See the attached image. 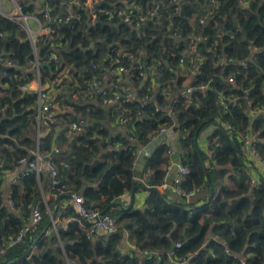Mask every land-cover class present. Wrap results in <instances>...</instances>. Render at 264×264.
Returning <instances> with one entry per match:
<instances>
[{
    "label": "trees",
    "instance_id": "1",
    "mask_svg": "<svg viewBox=\"0 0 264 264\" xmlns=\"http://www.w3.org/2000/svg\"><path fill=\"white\" fill-rule=\"evenodd\" d=\"M115 1L107 0L102 6L112 7ZM155 1L134 0L141 10L134 9L130 22L102 16L93 23L86 10L74 7L78 16L58 23L54 18L67 14L63 0H21L26 12L41 18V9H51L53 38L38 45L41 82L56 80V87L64 86L63 95L77 94V99L67 97L63 102L82 115L58 113L54 122H48L49 133L40 137V149L58 165L57 179H65L54 191L82 194L89 209L118 212L114 215L118 229L109 235L98 234L95 240L88 238L86 227L76 221L67 229L58 226V234L42 232L50 225L51 214L38 198V177L33 173L12 184V205L4 204L0 185V247L19 234L35 206L42 213L35 230L0 254V264H66L65 255L73 264H181L183 257L189 258L183 264H264V184L251 189L250 169L255 163L243 151V135H255L253 144L264 159V114L249 113L251 106L264 108V0H218L209 10L211 0H182L180 12H175L171 1L161 0L158 15L142 21L141 16L154 8ZM118 6L126 7L119 2ZM208 11V20L200 23L198 15ZM0 29V54L17 64L7 68V76L2 75L0 66V82L8 84L6 89L0 85V146L10 143L14 147H0V154L4 153V166L14 170L21 166L19 159L33 158L31 152L37 145L31 128L38 121V93L20 88L35 78L31 61L36 57L17 21L2 16ZM196 36L201 38L197 54L184 56ZM253 47L260 50L253 51ZM120 48L134 54V61L122 58V63L137 92L130 91L131 100L122 97L121 106L107 102L111 92L93 102L98 91L93 85L105 88L108 69ZM52 51L58 59H50ZM241 60H247L248 68L241 67ZM183 67L191 74L193 90L170 101L183 82ZM146 74L149 79L143 82ZM229 76L236 82L228 81ZM116 85L124 95L126 91L117 81ZM222 95L228 100L227 110L219 105ZM58 99L53 100V109ZM123 111L126 122L120 119ZM81 119L86 122L83 131L69 132V124ZM112 122L117 129L111 138L116 147L109 149L106 138ZM212 122L217 124L212 138L218 144H211V155L195 138ZM163 125H173L180 136L176 155L190 169L182 186L186 190L199 188V195H204L202 203L159 189L170 157L169 146L161 142L140 172L149 170L148 184L157 189L150 191L145 206L130 210L112 206L124 192L145 185L137 178V150L148 146L151 135ZM60 140L68 142L69 151L58 146ZM227 167L232 168V186L220 185ZM100 178L99 188L88 185ZM211 189L215 194L208 202ZM64 215L78 216L72 204ZM125 233L137 247L134 251L122 250ZM177 242L182 245L177 247ZM34 249L39 254L32 253Z\"/></svg>",
    "mask_w": 264,
    "mask_h": 264
},
{
    "label": "built area",
    "instance_id": "2",
    "mask_svg": "<svg viewBox=\"0 0 264 264\" xmlns=\"http://www.w3.org/2000/svg\"><path fill=\"white\" fill-rule=\"evenodd\" d=\"M107 0H63L64 9L66 10L63 15L57 16L54 18L58 23L62 21H69L72 18H75L78 16L77 9L74 7H77L78 9L86 10V13L89 14L91 17V20L93 23H95L98 18L105 16L107 19H114V18H120L125 22H130L134 18V9L141 10V6L139 4L134 3V0H118L115 1V3H111V5H114L112 7H103L102 3L106 2ZM174 4L175 6V12L181 11L182 6V0H169ZM118 2L121 4L126 5V7H120L118 6ZM218 0H211L210 6H207V10L211 9L212 7H216L218 5ZM161 0H156L154 3V8L148 12L146 16H141V20L144 21L147 17H155L158 15L159 9L162 6ZM206 7V6H205ZM40 12L43 13V17L41 18L37 13H29L26 12L21 4V0H0V17H7L9 19L17 21L25 30L27 33L28 39L30 40V43L33 46L34 54L36 59L32 60L31 66L36 71L35 79H37L42 85L41 82V75L39 70V56H38V45L41 41H46L48 38H53L54 28L51 25V9L49 6L43 8L40 10ZM211 11H208L204 15H198L197 19H199L200 23H204L209 18V14ZM3 34V32L0 29V36ZM200 36L193 37L191 39L189 47L185 50L184 56H188L189 54H197V42L200 40ZM260 49L258 47H253V51H259ZM50 59H58V56L55 52H50L49 55ZM122 58H127L131 61H134V54L131 52H127L124 49H118L117 50V57L113 59L111 67L108 69L109 72L112 74L114 79L109 80V82L106 84L107 87H100L99 83H95L93 87L99 91L102 92L103 95L108 96V92H111L113 96H110L109 98L106 97V100L109 104H115L121 106V98L123 97L125 101L131 100L133 95L130 91H126L124 95H122L121 91H118V86L116 85L117 82H121V77L128 73V69L126 66L122 63ZM195 61V59H193ZM181 62H184V57L181 59ZM239 64L242 68H248L249 64L247 60H241L239 61ZM0 66H2V75L7 76L9 75L7 68L8 67H16V62L8 55L6 54H0ZM185 74H188L187 70H184ZM228 81L230 82H236L234 76H229ZM54 83L56 80L53 81ZM116 85V86H115ZM169 87V86H168ZM21 90L25 93H29V83L28 84H22L20 86ZM108 88L109 90H107ZM115 90H114V89ZM113 89V90H112ZM193 90L192 87L188 88L184 93L185 95L189 94ZM30 92H37L38 93V101L40 104L37 120L39 125L43 128L48 127V122H54L56 119V116L58 114L57 111H54L53 109V97L51 93L45 92V90L41 87L38 91H30ZM74 98H78L77 94L72 95ZM220 107L223 110L229 109L228 106V100L225 99V97L222 95L221 98L218 100ZM123 113L120 116V119L122 122H126L128 120V117L126 113ZM249 113L252 116H256L258 114H264V108L261 106H251L249 108ZM86 125L85 119H81L79 122H72L69 124V132H76L79 133L83 131L84 127ZM217 129V128H216ZM174 130L173 125H163L161 126L154 134L151 135V141L148 146H143L140 149V152L142 155L146 157V159L151 155L150 146L154 143H161L164 142L163 139L165 138V135L170 131ZM215 132V131H214ZM212 134L209 136V143L210 145L214 142L217 143V141L212 138ZM178 134V133H177ZM244 140V147L249 148V153L252 156L253 160H258L262 163H264V159L261 158L258 150L256 149L255 145L253 144V140H255V135L250 136L249 135H243ZM178 135V139H179ZM137 140V139H136ZM215 140V141H214ZM39 142H41L39 140ZM156 144V145H157ZM218 144V143H217ZM33 158L29 157H23L19 159V165H23V167L18 170L12 171V177H13V183L17 184L21 182V179L30 175V174H39L42 171H47L53 180L54 184H57L59 180L57 179V176L59 174V168L58 165L52 160L50 157V154L43 152L40 149V146L37 150H32ZM169 153L170 158L173 156L171 153V149L169 147ZM214 153V151L211 149V155ZM176 165L177 172L174 177V183L172 184V189L179 195H184L187 198H190L194 196L196 193H198L199 188H194L190 190H186L182 183L187 178V176L190 174L189 167L183 162L182 158H177L173 162ZM208 167H210L209 163H206ZM144 167V166H143ZM169 169L166 171L168 173ZM151 176V172L147 169L143 171V174L137 177L145 186H151L148 184V178ZM250 180L252 184L259 183V180L255 175L250 176ZM71 198L73 199V204L75 206L76 212L78 216H69L65 222H62L61 224H57L55 219H53L52 223L55 229L58 228V226L62 225L64 229H67L70 225V222L76 221L80 224H83L86 227V234L87 237L90 239L95 240V238L98 236V234H112L117 231L118 224H117V217L102 212L98 209H89L85 205V197L82 194L78 193H69ZM150 198V194L147 195L146 200ZM11 203L13 201L11 200ZM66 212L65 210L63 211ZM42 220V213L39 207L35 206L33 208L32 214L27 221V223L24 225V227L20 230L19 234L14 237L12 240H7L6 245L4 247H0V254L4 253L6 251V247L10 245L11 243H15L17 241H21L24 239V237L27 235L29 231L35 230L40 222ZM89 222V224L86 223ZM58 230V229H57ZM177 247L181 246V242H177ZM137 247L135 246L133 241L126 240V243H123L122 250L124 252H130L134 251ZM173 254V252H172ZM189 262L188 257H183L181 264Z\"/></svg>",
    "mask_w": 264,
    "mask_h": 264
},
{
    "label": "crops",
    "instance_id": "3",
    "mask_svg": "<svg viewBox=\"0 0 264 264\" xmlns=\"http://www.w3.org/2000/svg\"><path fill=\"white\" fill-rule=\"evenodd\" d=\"M183 69H186V68L183 67ZM66 74L68 77L69 76L68 73H66ZM182 75L184 76L183 82L181 83V85H179V87H177V89L174 90V92L172 94L170 93L171 94L170 101H172L177 96V94H179L181 92H185L188 88L192 87V85H191L192 84L191 74H189V73L185 74L183 72ZM112 77H113L112 74L109 72L108 75L106 76V83H108V81L111 80ZM121 78H122L121 82H117V84L119 86L120 85L122 86V91L125 92V91H134L135 90L137 92L136 87L133 85V83L130 79L129 73H125ZM148 79H149V77L146 74V77L144 78L143 82H147ZM68 80H70V78H68ZM151 80H153V79L151 78ZM65 81H67V79L64 80V82ZM153 82H154V88L157 87V83H156L157 81L153 80ZM40 84L41 83L37 79H35V78L32 79V81L29 82L30 91H38L42 87L45 90V92L52 94L53 100L55 99L56 96H59V99L57 100L58 103H56V105H54V108H56L55 110L58 113H60L62 115L72 113L77 117L82 116L80 113H78L75 110V108L72 105L63 102L64 99L67 97L70 98L71 100L76 99L72 96V93H68V95L64 94L66 96L63 95V91H64L63 87L64 86L60 85V86L56 87L54 85V82H51V83L48 82V83L42 84L41 86H40ZM0 85L2 87H4L5 89L8 87V84L5 81H1ZM105 87H107V85ZM30 91H29V93H30ZM96 92L97 93L94 96L95 98H93V102H98V100H100V97L102 96L101 91L98 90ZM39 107H40V104L38 101V110H39ZM37 122L34 126V129H33V127L31 128V133H32L31 137L35 140V142H37V145L35 144L36 147H34L33 150L38 149L39 143H40L39 142L40 137H44L47 133H49V128H42L41 129V127L39 126V123H37ZM114 124H115L114 122L111 123V128H110V132H109L110 134L106 138L107 142H109V144H110L109 149H113L116 147L115 146L116 141L111 140V138L114 137L116 130H117V129H114V128H116V125H114ZM216 128H217V124L215 122H212V123L208 124V126L206 128H204V130L200 133L199 136H197L198 141H196V143L198 144V146H200V148H202V150L207 151L209 154L211 153L212 146L210 145L208 138L212 134V132H214L216 130ZM121 130H123L122 127H121ZM33 131H35V133H33ZM16 141L18 142V141H22V140H21V138H17ZM163 141L170 147L171 153L173 154V156L171 158L169 157L168 162L165 164L166 171L168 169H169V171H168V173L165 171L163 183L159 186L160 187L159 189L160 190H165V189L171 190L172 193H174L173 196L175 197V195H178V194L172 189V184L174 183V177L176 175L177 168L173 162H174V160H176L178 158L177 153L179 152V148H180V138L178 139V134L175 130H170L165 135V138L163 139ZM18 144L20 145L19 146L20 148H24V146H25V145H21L20 142ZM57 144L60 147H61V145L65 146V148H68V151H69L67 141L63 142L62 140H60V141H57ZM156 144L157 143H154L150 146V151H153V149L156 148ZM63 146H62V148H64ZM0 147L1 148L5 147L8 150L14 149L13 145L10 143H5L4 146H0ZM142 147L138 148L137 158L135 161V166H136L137 172H139L138 175H140V172H142V170L144 168L143 166L145 165V162H146V157L144 155H142L140 152V149ZM243 151L245 152V154L250 159L253 160L252 156L249 153L248 147L245 148L243 146ZM55 153H57V150L54 151L53 154H55ZM3 155H4V153L0 154V185H1L2 193H3L4 204L5 205H9V204L12 205V203H11V200H12V198H11V191H12L11 187L13 184V177H12V171L13 170H10L4 166L5 160L2 157ZM253 161L255 163V167H252L250 169L251 170L250 176L255 175V177L258 178L259 183L257 185H259L261 183L264 184V182H263L264 181V163H262L258 160H256V161L253 160ZM207 162L211 166V164L208 160H207ZM22 167H23V165L16 167L15 170H18V169L21 170ZM227 169H228L227 175L221 180L220 185H225V184L231 185V181H230L229 177L233 172H232L231 167H227ZM37 177H38V187H39V192H40L38 198H40V201L43 204L45 210L51 214L50 225L45 226L42 232L45 231L47 234L48 233L58 234V230H57L58 228L57 229L54 228L52 221H53V219H55V221L59 225L62 222H65L67 220V218L69 216L64 215L63 211L64 210L68 211L69 205H71V204L74 206L73 199L71 198L69 193L64 191V190L59 191V193L56 192L57 190H59L58 188H60L61 186L57 187V185L53 183L52 177L47 171H42L41 173L37 174ZM100 182H101V178L98 180H95V181H90L88 183V185L97 189V188H99ZM249 184L251 186V189H253V187L256 186V184L251 183V180H250ZM142 186H145V185H140L139 188L136 190V195H135L136 197H135L132 208H138V207H144L145 206V203L147 201L146 198H147V195L150 194V190H146ZM133 189L130 191L124 192L120 197H118V199L114 203H117V204L119 203V205H114V203H113L112 206L117 207L120 210H122L123 207L129 206L133 200V198H132ZM54 190H56V191H54ZM212 190H214V189H211L209 195H211ZM214 194H215V191H214ZM60 196H61V198H60ZM202 196H204L203 192L200 195H199V193L198 194L196 193L194 196H192L193 198L192 197L188 198V201L189 200L190 201H198L199 200V203H202L201 202ZM74 209H75V206H74ZM75 211H76V209H75ZM3 232L5 233V231H3ZM126 240H129V238H128V234L125 233L122 245H123V243H126ZM32 253L39 254V250L34 249V251H32ZM65 261H66V264H73V262L70 261L66 255H65Z\"/></svg>",
    "mask_w": 264,
    "mask_h": 264
},
{
    "label": "water",
    "instance_id": "4",
    "mask_svg": "<svg viewBox=\"0 0 264 264\" xmlns=\"http://www.w3.org/2000/svg\"><path fill=\"white\" fill-rule=\"evenodd\" d=\"M195 141H198V137L195 138ZM65 172H66V169H65ZM64 181H65V179L62 178V179L56 184L57 187L62 186L63 183H64ZM263 182H264V181H263ZM139 186H140V185L135 186L134 189H133V191H132V194H133V196H132V198H133L132 203H131L129 206H127V207H123L122 210H130V209H132V206H133V203H134V200H135V197H136V196H135V195H136V190L139 188ZM142 187H143L144 189H146V190H150V191H156V190H157L156 187H153V186H142ZM213 195H214V190H212L208 202L211 200V198L213 197ZM60 198H61V196H60ZM114 205H119V203H118V204H117V203H114ZM86 223L89 224V222H87V221H86ZM29 253H30V250L27 252L26 255H28Z\"/></svg>",
    "mask_w": 264,
    "mask_h": 264
},
{
    "label": "rangeland",
    "instance_id": "5",
    "mask_svg": "<svg viewBox=\"0 0 264 264\" xmlns=\"http://www.w3.org/2000/svg\"><path fill=\"white\" fill-rule=\"evenodd\" d=\"M110 213H111L112 215H115V214H117L118 212L116 213V212H113V211H112V212H110Z\"/></svg>",
    "mask_w": 264,
    "mask_h": 264
}]
</instances>
